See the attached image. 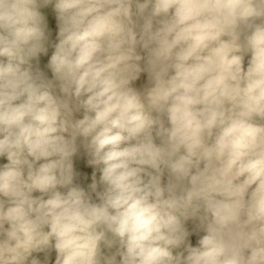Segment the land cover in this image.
I'll return each instance as SVG.
<instances>
[{
  "label": "clouds",
  "instance_id": "clouds-1",
  "mask_svg": "<svg viewBox=\"0 0 264 264\" xmlns=\"http://www.w3.org/2000/svg\"><path fill=\"white\" fill-rule=\"evenodd\" d=\"M0 158V264H264V0H0Z\"/></svg>",
  "mask_w": 264,
  "mask_h": 264
},
{
  "label": "trees",
  "instance_id": "trees-1",
  "mask_svg": "<svg viewBox=\"0 0 264 264\" xmlns=\"http://www.w3.org/2000/svg\"><path fill=\"white\" fill-rule=\"evenodd\" d=\"M41 13L46 17L49 29L52 31L53 35L51 37L52 40H54L55 37V18H54V12L52 11V6L49 5L48 7L41 8ZM133 11H135V6H133ZM52 51V48L49 47V53L47 56H41L39 58L40 61V67L43 69L44 65L47 62L48 56H50ZM35 64V62H33ZM6 158H0V163H6ZM74 167L78 173L76 183H78L81 187H84L87 189L88 185L92 182V174L95 171V169L88 165L87 163V157L81 153L78 157L74 158ZM98 175V173H97ZM191 227V224L189 225ZM193 243L195 242V237H191ZM102 253L104 255H110L115 252L116 248L115 246L112 249H107L103 245H101ZM34 254L29 258H33ZM42 260V259H41ZM51 262V261H50ZM51 264V263H50Z\"/></svg>",
  "mask_w": 264,
  "mask_h": 264
},
{
  "label": "built area",
  "instance_id": "built-area-1",
  "mask_svg": "<svg viewBox=\"0 0 264 264\" xmlns=\"http://www.w3.org/2000/svg\"><path fill=\"white\" fill-rule=\"evenodd\" d=\"M145 83H146V76L144 74H142L140 79L138 81H136L133 86L137 87V88H142L145 85ZM76 118H81L80 114H77Z\"/></svg>",
  "mask_w": 264,
  "mask_h": 264
},
{
  "label": "rangeland",
  "instance_id": "rangeland-1",
  "mask_svg": "<svg viewBox=\"0 0 264 264\" xmlns=\"http://www.w3.org/2000/svg\"><path fill=\"white\" fill-rule=\"evenodd\" d=\"M32 254H34V256H33L34 258H38V259H43V256H44V253H36V252H34ZM53 256H54V253H53Z\"/></svg>",
  "mask_w": 264,
  "mask_h": 264
}]
</instances>
